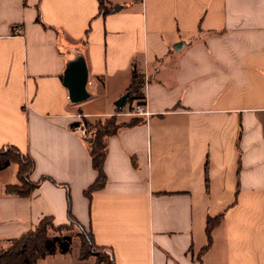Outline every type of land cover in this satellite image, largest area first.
Masks as SVG:
<instances>
[{"label":"crops","instance_id":"obj_1","mask_svg":"<svg viewBox=\"0 0 264 264\" xmlns=\"http://www.w3.org/2000/svg\"><path fill=\"white\" fill-rule=\"evenodd\" d=\"M103 4L0 0V148L31 155L39 183L8 193L19 165L0 169V248L72 214L114 264H264V0ZM74 61L88 69L79 103L64 79ZM133 70L146 116L116 104ZM111 116L123 125L107 138L106 183L86 196L97 171L75 125Z\"/></svg>","mask_w":264,"mask_h":264},{"label":"trees","instance_id":"obj_2","mask_svg":"<svg viewBox=\"0 0 264 264\" xmlns=\"http://www.w3.org/2000/svg\"><path fill=\"white\" fill-rule=\"evenodd\" d=\"M101 8L104 9V0H99ZM133 80L130 84L129 101L137 100L138 102H144L145 95L141 91L144 86V78L133 70ZM91 130V134L87 139L89 143V149L92 156V166L97 171V177L93 184L85 191L86 196H90L93 191L101 189L106 183V172L104 166V160L107 155V138L117 132L119 127L123 124L117 121V117L111 116L108 118L97 119L94 122L85 120ZM133 121V119H132ZM78 122H76V125ZM95 130V131H94ZM17 162L19 165V183L16 185L7 186V192L11 194H18L21 196H28L33 189H35L39 183L30 179V174L35 169V161L31 155L23 153L16 145H6L0 148V169L8 166L11 163ZM221 216L208 219L207 235L211 242V228L220 222ZM72 224H78L82 228V225L76 217L70 214V222ZM69 223H63L56 225L53 222L51 216L46 215L35 228L28 232L18 236L14 239L6 240L3 246L0 248V264H38L40 259H44L47 255L56 253H68L71 249L72 237L69 234L60 233L50 234L51 229H63L66 228ZM85 238V236H83ZM86 239V238H85ZM83 240V239H82ZM8 243V245H6ZM99 247V251L95 250ZM87 251V254L84 251ZM107 250V249H106ZM103 247L96 244L93 233L91 232L90 239L83 240L81 248V259L87 260L92 254L97 257V264H114V255L111 250H108L111 255V260L101 254L102 251H106Z\"/></svg>","mask_w":264,"mask_h":264},{"label":"water","instance_id":"obj_3","mask_svg":"<svg viewBox=\"0 0 264 264\" xmlns=\"http://www.w3.org/2000/svg\"><path fill=\"white\" fill-rule=\"evenodd\" d=\"M119 6L116 5L115 9ZM65 84L70 93V101L73 103H79L84 101L88 93L86 92V85L88 83V69L82 62H71V65L65 72ZM129 94L120 97L116 104L121 107L124 102L128 100Z\"/></svg>","mask_w":264,"mask_h":264},{"label":"rangeland","instance_id":"obj_4","mask_svg":"<svg viewBox=\"0 0 264 264\" xmlns=\"http://www.w3.org/2000/svg\"><path fill=\"white\" fill-rule=\"evenodd\" d=\"M67 227L66 228H63V229H51L50 230V234L53 235V234H57V235H60V233H63V234H69L71 235L72 237V244H71V249L68 253H70L67 258H66V264H77V263H83V264H92L91 262H94V261H87V262H83V261H78L77 258L79 257L80 260H83L81 259V248H82V243H83V240L86 241V239H90V235H91V231L89 229V227H81L80 225L78 224H72V223H69L68 225H66ZM85 236V238L83 237ZM83 239V240H82ZM8 245V243L6 244ZM95 250H100L99 247H97V249ZM87 251H84L85 254H87ZM63 254H67V253H63ZM101 254H103V256L105 258H107L108 261L111 260V253L106 250V251H102ZM77 255V256H76ZM74 256V257H72ZM91 256H93L95 258V260H97V257L96 255L92 254ZM77 257V258H76ZM91 258V257H90ZM78 261V262H77ZM65 262L61 263L60 261H56V262H51V263H47V264H65Z\"/></svg>","mask_w":264,"mask_h":264},{"label":"built area","instance_id":"obj_5","mask_svg":"<svg viewBox=\"0 0 264 264\" xmlns=\"http://www.w3.org/2000/svg\"><path fill=\"white\" fill-rule=\"evenodd\" d=\"M16 31L19 33L21 32V29L18 28L16 29ZM134 106L135 107L131 111L132 114L142 115V116H146L149 114V111L146 109L144 102H137ZM75 127L81 131V133L83 134L84 137H86V139H88V137L91 134V130L89 129V126L85 121V118L81 117L80 121H78V124L75 125Z\"/></svg>","mask_w":264,"mask_h":264}]
</instances>
